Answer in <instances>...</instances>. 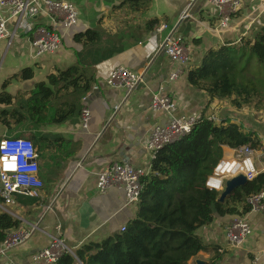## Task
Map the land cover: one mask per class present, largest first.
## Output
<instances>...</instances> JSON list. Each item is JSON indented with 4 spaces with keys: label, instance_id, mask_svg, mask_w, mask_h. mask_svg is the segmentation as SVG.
<instances>
[{
    "label": "crops",
    "instance_id": "0c3cea01",
    "mask_svg": "<svg viewBox=\"0 0 264 264\" xmlns=\"http://www.w3.org/2000/svg\"><path fill=\"white\" fill-rule=\"evenodd\" d=\"M72 4L79 14L77 24L69 29L57 25L62 46L54 54L35 57L28 35L18 31L10 44L0 41V93L6 92L15 100L26 101L34 85L46 82L47 76L57 70L77 67L86 80L95 87L83 98L68 95L62 101H72L81 111L88 108L90 120L87 129L80 125V111L61 124L33 128L26 123L9 126L0 124V137L29 135V139L47 138L36 147L39 178L43 183L41 198L17 199L13 208L4 210L20 222L17 230L33 229L22 245L0 255V264H32L31 256L47 247L52 237H58L74 252L87 242H100L120 231L136 217V206H125L122 190L111 188L104 195L95 190V175L113 163L125 162L134 168L150 171L151 158L144 150V141L156 126L167 123L164 113L150 110L151 95L161 89L176 105L175 116H214L215 123L229 118L239 124L237 117L223 116L219 101L209 104L208 96L187 83V73L198 67L209 50L226 44H237L241 39H252L264 29V0H242L240 11L234 15L226 30L216 31L218 15L204 0H149L146 9L133 11L126 0H53ZM156 20L158 25L146 29V23ZM35 24L50 25L41 17ZM9 22L8 32L13 30ZM167 28L158 32V28ZM92 30L98 34L94 45L77 44L75 34ZM168 35L181 38L187 51L184 65H173L159 47ZM127 68L142 75L143 83L127 93L106 85L112 70ZM29 68L33 77L28 81L10 80ZM175 68L180 76L168 81ZM10 80L2 89L3 83ZM14 100V101H15ZM57 102V101H56ZM56 102L49 109L51 114ZM15 103V102H14ZM14 106V105H13ZM24 106L17 111L24 114ZM3 108V107H2ZM1 110H11L10 108ZM256 132L255 130H252ZM231 150L223 148V157ZM237 215L214 216L212 222L195 231L204 250L187 264L196 260L205 264H264V211ZM2 211V210H1ZM4 212V211H3ZM5 212V213H6ZM244 218L251 235L238 247L230 248L224 237L225 228L234 217ZM14 231V230H12ZM1 247V244H0Z\"/></svg>",
    "mask_w": 264,
    "mask_h": 264
},
{
    "label": "trees",
    "instance_id": "16d2710c",
    "mask_svg": "<svg viewBox=\"0 0 264 264\" xmlns=\"http://www.w3.org/2000/svg\"><path fill=\"white\" fill-rule=\"evenodd\" d=\"M124 5L140 11L148 7L149 0H126ZM156 25L158 21L151 20L146 29ZM73 41L94 45L98 34L86 30L75 34ZM253 58L257 64H252ZM252 65L261 70L256 72ZM32 77V70L25 68L10 80L28 81ZM186 79L208 96L209 104L229 99L231 106L240 110L264 102V29L252 39L207 51ZM10 80L3 83L2 89ZM91 90V81L79 68L57 70L47 76L46 82L34 85L23 103L24 114L14 108L1 110L0 124L7 127L9 121L16 125L22 122L33 128L61 124L80 111L74 102L62 98L71 95L81 99ZM14 100L2 91L0 108L13 107ZM54 102L56 108L49 114ZM30 140L36 147L47 141L49 147L47 138ZM241 147L257 151L261 141L254 131L242 129L229 118L215 123L200 116L191 134L154 155L149 174L141 179L136 217L125 225V231L100 242H87L73 256L65 253L53 264H187L205 249L195 235L197 229L209 225L214 216L239 214L237 206L242 207L240 214L248 213L246 199L264 190V172L237 188L222 204L216 202L218 193L205 188L206 179L222 159L223 148L235 151ZM19 226L17 219L0 210V244L6 240L7 232Z\"/></svg>",
    "mask_w": 264,
    "mask_h": 264
},
{
    "label": "built area",
    "instance_id": "2783aa9c",
    "mask_svg": "<svg viewBox=\"0 0 264 264\" xmlns=\"http://www.w3.org/2000/svg\"><path fill=\"white\" fill-rule=\"evenodd\" d=\"M212 6L217 15L216 31L222 32L229 26L231 18L236 15L241 7L242 0H204ZM41 17L49 21L50 25L35 24L34 19ZM79 14L75 7L67 2L53 0H0V41L8 40L10 46L16 32L29 36L30 47L35 57L54 54L62 46V36L56 29L61 25L65 29L74 27L78 22ZM13 21L11 32L8 24ZM167 27L161 25L158 32ZM160 52L176 66L186 63L187 51L181 38L168 35L159 47ZM180 76V70L175 68L168 75V81H174ZM143 83L142 75L127 68L117 67L111 71L106 85L113 89H125L127 93L133 91ZM92 90H96L95 87ZM161 89L151 95L149 108L152 112L164 113L168 120L163 126H156L144 141V150L150 156L167 146L179 143L187 137L200 117L192 115L175 116L176 105L168 96H164ZM80 125L87 129L90 120V111L83 108L80 111ZM206 119L216 122L214 116ZM255 153L247 147L231 150L229 156L223 157L214 168L211 176L205 181V188L216 193L222 192L224 182L238 175H243L247 181L253 180L264 169L258 170L255 166ZM149 172L131 165L113 163L95 175V190L99 195H104L111 188L122 190L124 205L136 206L141 192V179ZM43 183L39 178L38 152L32 141L23 137L0 139V210L13 208L17 199L29 198L39 200ZM249 212L260 213L264 211V190L251 195L246 199ZM7 213V212H6ZM33 229L14 230L7 232L6 240L1 243L0 255L15 249L27 241ZM125 231V226L120 232ZM252 231L248 222L240 217H234L225 228L224 237L230 248H238ZM73 252L68 249L58 237H52L50 244L31 256L32 264H53L63 254ZM257 261L255 260L253 264ZM3 264H14L5 261Z\"/></svg>",
    "mask_w": 264,
    "mask_h": 264
},
{
    "label": "rangeland",
    "instance_id": "374dc122",
    "mask_svg": "<svg viewBox=\"0 0 264 264\" xmlns=\"http://www.w3.org/2000/svg\"><path fill=\"white\" fill-rule=\"evenodd\" d=\"M252 64H257L256 58L252 59ZM252 69L256 72H259L261 68H257L252 65ZM23 101L16 100V104L13 106L14 109H19L23 105ZM219 108L223 110L225 117L235 116L239 121V125L244 130H255L257 136L261 141V147L259 150L254 151L255 163L258 170L264 169V102L260 104H250L243 106L240 110H235L231 104L230 100H221L219 101ZM3 109V108H2ZM2 137H0L1 139Z\"/></svg>",
    "mask_w": 264,
    "mask_h": 264
},
{
    "label": "water",
    "instance_id": "95a60500",
    "mask_svg": "<svg viewBox=\"0 0 264 264\" xmlns=\"http://www.w3.org/2000/svg\"><path fill=\"white\" fill-rule=\"evenodd\" d=\"M96 90H92V95L96 96ZM29 135H26L25 138H29ZM247 179L243 175H238L234 178L226 180L224 182V188L222 192L218 193L217 203H224L227 199L230 198L232 193L239 187H243L247 183ZM194 264H205L202 261L196 260Z\"/></svg>",
    "mask_w": 264,
    "mask_h": 264
}]
</instances>
